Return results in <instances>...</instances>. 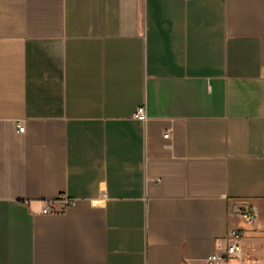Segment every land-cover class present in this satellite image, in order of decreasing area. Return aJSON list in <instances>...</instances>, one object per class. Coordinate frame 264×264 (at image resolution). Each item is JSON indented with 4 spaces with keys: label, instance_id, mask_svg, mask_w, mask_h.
<instances>
[{
    "label": "crops",
    "instance_id": "crops-1",
    "mask_svg": "<svg viewBox=\"0 0 264 264\" xmlns=\"http://www.w3.org/2000/svg\"><path fill=\"white\" fill-rule=\"evenodd\" d=\"M235 243L264 264V0H0V264Z\"/></svg>",
    "mask_w": 264,
    "mask_h": 264
},
{
    "label": "built area",
    "instance_id": "built-area-1",
    "mask_svg": "<svg viewBox=\"0 0 264 264\" xmlns=\"http://www.w3.org/2000/svg\"><path fill=\"white\" fill-rule=\"evenodd\" d=\"M147 112L144 106H141L137 109L134 118L140 121L147 120ZM18 131L20 133L25 132V127L21 122H18ZM167 136V135H166ZM57 210L53 207H47L43 210L44 214L55 213ZM245 218L249 221L254 220L256 216L255 209L253 207H249L244 214ZM231 238L235 241H239L242 238V233L238 231H233L230 234ZM242 252V247L239 243H235L228 247L227 254L224 256L212 255L208 260L210 264H227L229 260L239 258Z\"/></svg>",
    "mask_w": 264,
    "mask_h": 264
}]
</instances>
